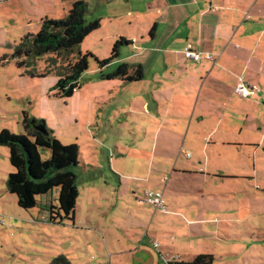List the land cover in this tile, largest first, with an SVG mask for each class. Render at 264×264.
<instances>
[{
    "label": "crops",
    "instance_id": "0c3cea01",
    "mask_svg": "<svg viewBox=\"0 0 264 264\" xmlns=\"http://www.w3.org/2000/svg\"><path fill=\"white\" fill-rule=\"evenodd\" d=\"M148 10L159 17L150 35L126 39L128 47L141 43L140 53L127 59L138 57L130 74L140 67L143 79L115 80L122 87L139 84L129 109L143 118L135 132H127L132 142L116 139L109 155L116 179L87 182L109 194L97 196V219L87 222V230L103 239L109 258L104 264H170L211 255L185 260L183 250L213 244L216 233L225 231L211 228L218 222L210 203L216 179L247 178L213 167L236 162V155L247 154L241 147L264 145V0H152ZM188 50L214 61H189ZM151 51L161 55L159 70H146ZM242 84L254 96H239ZM92 155L89 172L101 166ZM147 192L161 193L167 212L143 202ZM47 197L40 199L49 205Z\"/></svg>",
    "mask_w": 264,
    "mask_h": 264
},
{
    "label": "rangeland",
    "instance_id": "374dc122",
    "mask_svg": "<svg viewBox=\"0 0 264 264\" xmlns=\"http://www.w3.org/2000/svg\"><path fill=\"white\" fill-rule=\"evenodd\" d=\"M151 1H84L88 5L86 20H100L101 28L91 33L72 56L77 58L79 54L91 53L94 58H90L89 69L81 77L80 88L73 97L62 99L58 98L55 87L60 80L58 67L63 64L58 63L56 68L51 66L54 55L40 58L30 68L20 67L22 60L14 58V54L24 37L41 31L43 21L64 20L70 13L73 0H0V131L7 129L15 135L25 133L21 123L22 113L26 112L32 120L45 124V130L63 145H78L80 163L76 173L81 192L73 221L64 220L61 224L49 221L50 202L53 200L55 205L58 204L56 196L59 191L56 190L53 196L49 194L47 197L49 205L44 198L39 200L37 208L23 210L17 198L8 192L7 180L14 169L9 162L8 148L0 146V264H104L108 261L101 235L87 230V222L97 219V196L107 197L109 194L94 186L90 188L87 182L96 178L100 180L101 176L108 177L111 183L116 179L110 172L109 155L114 154L117 138L132 142L133 137L127 132L129 128H132L129 132H135V123L143 116L129 109L130 105L135 108L131 99L139 84L122 87L118 81L102 80L95 58L100 61L109 59L115 43L122 37L131 40L134 36L146 38L150 35L159 19L148 10ZM129 12L133 18L122 14ZM140 44L123 46L120 57L103 72L109 74L123 62L133 64L138 61V57L127 58L140 53ZM143 45L145 48L155 47L156 42ZM151 52L153 55L149 54L147 58H152L145 62L146 70H159L163 66L161 55ZM142 59L145 61L146 56ZM32 74L46 76L33 78ZM262 146L241 147L247 154L236 155V162L231 158L221 163V170L219 162L215 164L213 169L219 174L224 170L225 174L247 178L216 179L215 186L219 189L214 188L215 197L212 196L210 203L211 217L217 218L218 222L211 228L219 230V226H223L225 231L216 233L213 244L198 245L191 252L183 250L185 260H190L193 254L207 253L214 255V264H264ZM92 153H97L101 166L89 172L86 165L90 163ZM42 156L47 160L50 152H43ZM183 156L187 158L186 152L182 153Z\"/></svg>",
    "mask_w": 264,
    "mask_h": 264
},
{
    "label": "trees",
    "instance_id": "16d2710c",
    "mask_svg": "<svg viewBox=\"0 0 264 264\" xmlns=\"http://www.w3.org/2000/svg\"><path fill=\"white\" fill-rule=\"evenodd\" d=\"M85 0H73L69 15L64 20L43 21L41 31L36 35H27L15 48L14 58L22 60L20 67H30L37 63L40 58L54 55L51 66L58 67L60 80L57 81L55 90L58 98H72L80 88V80L89 69L91 53L79 54L72 57L85 39L101 28V21L86 20L88 5ZM132 45L131 41L120 38L111 51V57L104 61L97 58L100 78L102 80H123L126 83L141 81L143 72L140 67L130 74L132 66L121 63L112 73H104L103 69L110 66L120 57L123 46ZM74 58V59H73ZM76 59V60H75ZM46 75H34L43 77ZM21 125L25 133L15 135L7 129L0 131V146L7 147L10 152V165L14 169L7 180V189L10 195L17 198L18 205L25 211L33 210L39 206V199L56 191L57 205L50 202L49 221L61 224L64 220L73 221L77 202L81 195L78 186L80 149L78 145H63L52 134L43 129L41 121L32 120L26 112L22 113ZM49 151L50 158L43 159L42 153ZM213 255H199L191 262L175 261L170 264H214Z\"/></svg>",
    "mask_w": 264,
    "mask_h": 264
},
{
    "label": "built area",
    "instance_id": "2783aa9c",
    "mask_svg": "<svg viewBox=\"0 0 264 264\" xmlns=\"http://www.w3.org/2000/svg\"><path fill=\"white\" fill-rule=\"evenodd\" d=\"M185 55L189 59V61L198 64L201 63L204 59H206L207 61H214V58L206 53L188 50L187 52H185ZM237 94H239V96H241L242 98H249L252 95L254 96L255 90H253V88L247 87V85L245 84H242L237 88ZM143 202L151 204L156 210L167 212V208L165 207V203L163 200V195L161 193L153 194V192H147L145 197H143Z\"/></svg>",
    "mask_w": 264,
    "mask_h": 264
},
{
    "label": "water",
    "instance_id": "95a60500",
    "mask_svg": "<svg viewBox=\"0 0 264 264\" xmlns=\"http://www.w3.org/2000/svg\"><path fill=\"white\" fill-rule=\"evenodd\" d=\"M45 129H46L45 124H43V129H41V128L39 127V130H40L41 132H43V133H45Z\"/></svg>",
    "mask_w": 264,
    "mask_h": 264
}]
</instances>
